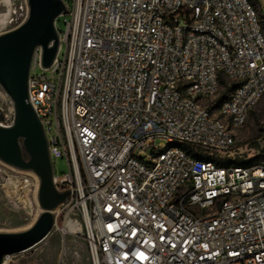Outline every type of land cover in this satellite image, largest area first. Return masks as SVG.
Segmentation results:
<instances>
[{
	"label": "built area",
	"instance_id": "1",
	"mask_svg": "<svg viewBox=\"0 0 264 264\" xmlns=\"http://www.w3.org/2000/svg\"><path fill=\"white\" fill-rule=\"evenodd\" d=\"M62 1L56 59L37 49L28 83L69 169L48 236L78 223L89 264H264V161L218 165L264 97L251 1Z\"/></svg>",
	"mask_w": 264,
	"mask_h": 264
},
{
	"label": "water",
	"instance_id": "2",
	"mask_svg": "<svg viewBox=\"0 0 264 264\" xmlns=\"http://www.w3.org/2000/svg\"><path fill=\"white\" fill-rule=\"evenodd\" d=\"M27 7L23 22L0 34V86L13 108L12 123L0 125V161L36 175L37 201L42 212L26 231L0 232V264L5 256L26 251L45 240L54 224L53 211L71 194V190L58 192L54 186L48 140L42 120L31 106L28 86L37 49L41 51L44 69L55 61L59 50L56 20L68 12L62 0H27Z\"/></svg>",
	"mask_w": 264,
	"mask_h": 264
},
{
	"label": "rangeland",
	"instance_id": "3",
	"mask_svg": "<svg viewBox=\"0 0 264 264\" xmlns=\"http://www.w3.org/2000/svg\"><path fill=\"white\" fill-rule=\"evenodd\" d=\"M0 0V34L17 27L28 14L27 0ZM255 8L260 25L264 32V1L250 0ZM69 5L70 2H68ZM2 20L5 25H2ZM56 27L63 30V17L56 20ZM41 52V51H40ZM64 54V48L61 50ZM37 73L50 75L49 71L38 68ZM228 83L226 80L224 81ZM229 90L221 92L220 98L227 96ZM13 121V108L10 99L0 86V123L10 125ZM236 145L234 156L221 162H244L262 160L264 151V97L251 112L246 125L234 130ZM157 140V144H164ZM234 166L233 164H230ZM53 171L56 175L69 173L64 158L53 160ZM30 175L19 173L0 161V232L16 233L28 227L34 218L40 215L39 204L34 198V188L28 180ZM61 224V221H60ZM7 264H89L86 241L83 234L62 233L53 231L45 240L31 249L11 255Z\"/></svg>",
	"mask_w": 264,
	"mask_h": 264
},
{
	"label": "bare ground",
	"instance_id": "4",
	"mask_svg": "<svg viewBox=\"0 0 264 264\" xmlns=\"http://www.w3.org/2000/svg\"><path fill=\"white\" fill-rule=\"evenodd\" d=\"M3 1V3L4 4H8V1L7 0H2ZM5 21H3L2 20V25L4 26L5 25ZM1 124V123H0ZM9 167V166H8ZM11 168V167H10ZM12 170H14V171H17V172H19V173H24V174H28V175H31V176H33V177H35L36 179H37V181H38V185H37V187L34 189V198H35V200H36V197H37V193H38V187H39V180H38V178L36 177V175L35 174H33L32 172H25V171H19V170H16V169H13V168H11ZM39 212L41 213L42 212V210L39 208ZM37 220V216H36V218H34V220L31 222V224L28 226V227H26L24 230H22V231H26V230H28L29 228H31L32 227V225L35 223V221ZM79 230H80V225L78 224V223H75V222H72V221H69L67 224H65V226H64V228H63V231L64 232H67V233H71V234H79ZM21 231V232H22ZM3 264H7V261H4L3 262Z\"/></svg>",
	"mask_w": 264,
	"mask_h": 264
},
{
	"label": "trees",
	"instance_id": "5",
	"mask_svg": "<svg viewBox=\"0 0 264 264\" xmlns=\"http://www.w3.org/2000/svg\"><path fill=\"white\" fill-rule=\"evenodd\" d=\"M222 99V98H221ZM221 99L218 101V104L220 103ZM261 156H262V161H264V151L261 152ZM260 162H257V163H260ZM255 160H248V161H244V162H230V164H233L234 166H250V165H253V164H257ZM229 163L227 162H219L218 165L219 166H231Z\"/></svg>",
	"mask_w": 264,
	"mask_h": 264
}]
</instances>
